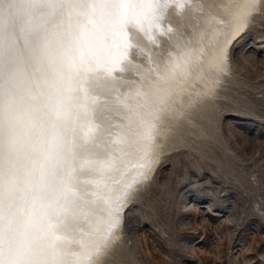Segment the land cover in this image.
Here are the masks:
<instances>
[{"label": "bare ground", "instance_id": "1", "mask_svg": "<svg viewBox=\"0 0 264 264\" xmlns=\"http://www.w3.org/2000/svg\"><path fill=\"white\" fill-rule=\"evenodd\" d=\"M261 1L162 0L159 30L151 28L138 33L131 27L115 26L104 36L108 51L97 56L115 55L129 40L132 47L127 48V59L116 65L124 68L116 73V80L104 88L92 86L91 94L107 100L95 105L88 119L77 118L72 99L76 93L67 90L76 67L71 60L79 55L75 38L88 22L86 8L67 5L87 0H50L63 7L44 6V0H38L37 5L30 0H7L0 6V176L10 169L16 180L11 201L0 189V229L5 227V215L11 213L13 227L24 230L22 224L32 212L34 182L45 154L57 138L72 140L78 160L104 165L99 172L94 167L77 168L74 186L82 193L104 192L118 217L119 227L107 242L97 241L100 251L93 256L92 264H102L122 237L121 228L127 219L125 208L139 185L149 181L172 125L186 118L192 99L197 98L203 106L198 95L211 94L209 87L216 81L217 72H229L230 51L251 25V17L259 11ZM177 3H182V11H178ZM38 35L52 37V57L64 56L59 65L63 76L59 84L53 80L47 60L36 53ZM146 54L147 61L142 59ZM137 91L141 94L136 95ZM12 92L18 97L5 101V96L9 97L6 94ZM125 93L128 104L137 113L133 127L139 135L114 143L117 137L123 141L127 133L121 127L125 121L115 117L116 113L121 117L128 115L117 102ZM20 98L28 99L25 111H16ZM58 106L68 111L67 119L57 117ZM70 127L75 129L74 133L67 131ZM89 127L93 131L86 137ZM146 130H150V142L142 138ZM102 215L107 217L106 213ZM73 227L69 220V236ZM130 228L136 231L135 221H130ZM0 247L4 248L0 260L7 259L6 246Z\"/></svg>", "mask_w": 264, "mask_h": 264}, {"label": "rangeland", "instance_id": "2", "mask_svg": "<svg viewBox=\"0 0 264 264\" xmlns=\"http://www.w3.org/2000/svg\"><path fill=\"white\" fill-rule=\"evenodd\" d=\"M259 6L232 44L229 72H217L211 94L198 95L203 106L192 99L172 125L102 264H264V0ZM19 101L12 111L26 110L28 99Z\"/></svg>", "mask_w": 264, "mask_h": 264}, {"label": "clouds", "instance_id": "3", "mask_svg": "<svg viewBox=\"0 0 264 264\" xmlns=\"http://www.w3.org/2000/svg\"><path fill=\"white\" fill-rule=\"evenodd\" d=\"M100 2L108 3L114 9H118L122 3L126 4L129 15L124 28L131 27L138 33L146 32V25L153 15H158L159 19L163 15L162 0H100ZM6 3L7 0H0V6ZM176 7L178 11L183 10L179 4ZM51 43V36H37L36 53L40 59H49ZM101 47L108 50L109 45L106 39L101 41ZM128 47H132L131 40L125 47L126 51L119 62L121 64L127 59ZM50 68L53 80L59 84L62 76L60 66L51 64ZM122 71H124L123 67H113L104 56L90 57L74 68V76L69 78L67 90L70 93H76L72 99L75 101L77 118L88 119L93 107L107 100L104 96L91 94L92 86L104 88L108 82L117 79V72ZM73 80L74 84L71 83ZM140 94L139 91L136 92V95ZM128 98V94L125 93L124 98L117 101L120 108L128 113L123 117L120 113L115 114L116 118H122L125 121L121 127L126 129L127 133L123 141L117 137L114 143L127 142V136L139 135L133 127L137 113L128 104ZM59 151L60 148L56 143L49 148L44 156L39 176L34 182L33 207L30 214L40 219L46 210L47 216L33 229L36 248L29 264H92L93 256L98 255L100 251L97 241L107 242L119 227L118 217L115 216V209L112 208L110 199L104 192L82 193L76 189L74 182L71 185L72 190L61 197L55 206L49 207V203L62 189L57 176L52 174L53 170L49 167L51 158ZM57 171L62 174V170ZM121 195H126V192ZM103 213H106L107 217L102 215ZM69 220L74 225L71 236L66 231Z\"/></svg>", "mask_w": 264, "mask_h": 264}, {"label": "snow or ice", "instance_id": "4", "mask_svg": "<svg viewBox=\"0 0 264 264\" xmlns=\"http://www.w3.org/2000/svg\"><path fill=\"white\" fill-rule=\"evenodd\" d=\"M34 5L38 4V0H30ZM182 7V3H177ZM44 6L47 7H63V4H53L50 0H44ZM67 6L75 8H86L88 10V22L87 25L81 29L80 34L75 38V44L79 53L78 58L71 60L72 65H79L90 57L97 56L101 53H106L108 50H104L101 47V41L104 39L105 34L113 29L115 26H119L121 29L128 18L129 12L126 4H123L118 8L114 9L112 5L108 3L100 2V0H87L86 3L75 2L69 3ZM164 6H167L166 4ZM159 16L153 15L146 25V30L156 28L159 30ZM31 30V29H29ZM115 35V33H113ZM126 48H121L116 52L115 55H105L104 57L110 62L113 67L120 62V59ZM48 64L60 65L64 62V56L59 54L57 57L50 56L47 60ZM9 64L12 60L9 59ZM9 82L12 77L9 76ZM61 81L63 77H60ZM70 114L63 108L58 106L57 117L63 116L65 119ZM69 133H74V128L67 129ZM92 128L89 127L86 137L92 134ZM143 139L150 142V130H146L143 134ZM56 145L60 148V151L55 153L54 157L51 158L49 165L50 169L53 170L52 174L57 176L58 182L62 185L57 197L49 203V207L55 206L61 197H64L66 193L70 192L71 185L74 182V173L77 168L84 169L86 167H94L95 171H102L104 165L97 161L91 160H78L74 152L75 144L72 140H65L63 137L56 139ZM145 153H147V146H145ZM143 167V165H142ZM62 170V174L60 171ZM131 185H128L130 187ZM0 189L3 190V195L6 199L12 200L13 193L16 191V180L15 173L10 169L0 176ZM11 209V204L8 205ZM47 211L44 210L40 219H37L34 214L24 220L22 227L23 231L13 227L14 216L9 213L5 215L6 224L3 229H0V246H6L8 258L0 260V264H29L30 258L36 248V240L33 235V229L40 223V220L46 218ZM4 248L0 247V251Z\"/></svg>", "mask_w": 264, "mask_h": 264}]
</instances>
